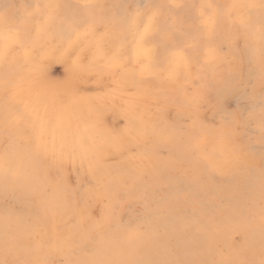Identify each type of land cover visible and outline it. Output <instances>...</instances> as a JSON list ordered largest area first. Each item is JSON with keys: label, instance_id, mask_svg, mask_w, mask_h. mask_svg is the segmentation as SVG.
I'll list each match as a JSON object with an SVG mask.
<instances>
[{"label": "rangeland", "instance_id": "obj_1", "mask_svg": "<svg viewBox=\"0 0 264 264\" xmlns=\"http://www.w3.org/2000/svg\"><path fill=\"white\" fill-rule=\"evenodd\" d=\"M0 170V264H264V0H0Z\"/></svg>", "mask_w": 264, "mask_h": 264}, {"label": "snow or ice", "instance_id": "obj_2", "mask_svg": "<svg viewBox=\"0 0 264 264\" xmlns=\"http://www.w3.org/2000/svg\"><path fill=\"white\" fill-rule=\"evenodd\" d=\"M139 14V13H137ZM148 26L149 25H145V30L141 33L138 34L137 38H136V45H135V50H134V56L138 57L141 52H142V44L144 42L145 39V33L148 30ZM174 59L170 61L171 67L169 68V76H174L175 75V71L177 68H179L181 66L180 64V60L176 59V57H182V53H174L173 54ZM212 58V53L209 52L207 54V56L205 57V61L207 62L208 60H210ZM20 113L22 115H34L36 113V109L33 108L31 110H29L28 106L26 105H22L19 109ZM42 126L43 123H42ZM58 126V125H57ZM200 146V136L199 137H194L193 139V143L191 145L193 150H197ZM53 147H55V129H53Z\"/></svg>", "mask_w": 264, "mask_h": 264}, {"label": "bare ground", "instance_id": "obj_3", "mask_svg": "<svg viewBox=\"0 0 264 264\" xmlns=\"http://www.w3.org/2000/svg\"><path fill=\"white\" fill-rule=\"evenodd\" d=\"M242 1H243V0H242ZM175 3H176V2H175ZM241 4H242V3H241ZM215 5H216V4H215ZM173 6H174V5H173ZM196 7H197V6H196ZM210 13H211V12H210ZM252 17H253V16H252ZM231 19H232V18H231ZM214 25H215V24H214ZM256 29H257V28H256ZM215 30H216V29H215ZM163 31H164V30H163ZM156 34H157V33H156ZM147 47H148V46H147ZM214 47H215V46H214ZM164 49H165V47H164ZM222 63H223V62H222ZM177 69H178V68H177ZM214 70H215V69H214ZM201 72H202V71H201ZM173 79H174V78H173ZM170 86H171V85H170ZM173 89H174V87H173ZM198 91H199V90H198ZM203 95H204V94H203ZM67 125H68V124H67ZM69 126H70V125H69ZM68 128H69V127H68ZM68 128H67V129H68ZM88 128H89V127H88ZM67 129H65V130H67ZM87 130H88V129H87ZM89 130H90V129H89ZM92 130H93V129H92ZM76 131H77V130H76ZM78 131H79V130H78ZM93 133H94V132H93ZM99 135H100V134H99ZM85 137H86V135H85ZM207 148H208V147H207ZM84 149H85V148H84ZM91 150H92V149H91ZM22 151H23V150H22ZM27 151H28V150H27ZM30 152H31V151H30ZM95 152H96V151H95ZM5 153H6V152H5ZM23 153H24V151H23ZM32 153H33V152H32ZM78 153H79V152H78ZM83 153H84V152H83ZM34 154H35V153H34ZM12 155H13V154H12ZM26 155H27V154H26ZM80 155H81V154H80ZM83 155H84V154H83ZM83 155H82V156H83ZM9 156H10V155H9ZM15 156H16V155H15ZM29 156H31L30 153H29ZM12 157H14V156H11V158H12ZM5 158H6V157H5ZM5 158H4V162H6V161H5ZM7 158H8V157H7ZM18 158H19V157H18ZM18 158H17V159H18ZM29 158H30V157H29ZM29 158H28V159H29ZM20 159H21V157H20ZM26 159H27V158H26ZM8 160H9V159H8ZM18 160H19V159H18ZM24 160H25V159H23V161H24ZM30 160H31V159H29V161H30ZM33 160H34V159H33ZM33 160H32V161H33ZM86 160H87V159H86ZM88 160H89V159H88ZM14 161H15V160H14ZM16 161H17V160H16ZM20 162H21V161H20ZM25 162H28V160L24 161V163H25ZM99 162H100V161H99ZM8 163H9V162H8ZM16 163H17V162H16ZM30 163H31V162H30ZM32 163H34V161H33ZM6 164H7V163H6ZM11 164H12V163H11ZM17 164H18V163H17ZM125 164H126V163H125ZM9 165H10V164H9ZM20 165H21V164H20ZM25 165H27V163H26ZM25 165H24V166H25ZM28 165H29V164H28ZM28 165H27V166H28ZM13 166H14V165H12V167H13ZM15 166H16V164H15ZM18 166H19V165H18ZM5 167H6V166H5ZM16 168H17V167H16ZM100 168H101V166H100ZM224 168H225V167H224ZM10 170H11V169H10ZM14 171H16V170H14ZM18 171H19V169H18ZM0 172H1V170H0ZM16 172H17V171H16ZM1 173H2V172H1ZM17 173H18V172H17ZM185 173H186V172H185ZM11 175L13 176V174H11ZM2 176H3V175H2ZM12 176H11V177H12ZM3 177H4V176H3ZM5 177H6V176H5ZM13 177H14V176H13ZM13 177H12V178H13ZM9 178H10V177H9ZM0 179H1V177H0ZM5 180H6V179H5ZM15 180H16V178H15ZM15 180H13V181H15ZM16 181H17V180H16ZM23 181H24V180H23ZM26 181H27V180H26ZM26 181H25V182H26ZM18 182H19V181H18ZM5 183H6V181H5ZM8 183H9V182H8ZM13 183H14V182H13ZM13 183H11V184H13ZM23 183H24V182H23ZM23 183H22V184H23ZM40 183H41V182H40ZM11 184H10V185H11ZM14 184H16V183H14ZM34 185H35V184H34ZM26 186H27V184H26ZM35 187H36V186H35ZM39 187H40V186H39ZM40 188H41V187H40ZM59 190H60V189H59ZM55 191H56V190H55ZM55 191H54V192H55ZM57 191H58V190H57ZM50 198H51V197H50ZM57 198H58V197H57ZM52 199H54V198H52ZM46 200H47V199H46ZM58 200H59V199H58ZM61 201H62V200H61ZM57 203H58V201H57ZM55 205H56V204H55ZM62 206H63V205H62ZM41 207H42V206H41ZM44 207H45V206H44ZM48 208H49V207H48ZM55 211H56V210H55ZM61 211H62V210H61ZM60 213H61V212H60ZM62 213H63V212H62ZM5 217H7V216H5ZM8 217H10V216L8 215ZM2 219H3V218H2ZM14 219H15V217H14ZM3 220H4V219H3ZM18 220H20V219L18 218ZM0 221H1V220H0ZM11 221H13V220H11ZM21 221H22V220H21ZM21 221H20V222H21ZM16 222H17V220H16ZM18 222H19V221H18ZM3 223H4V222H3ZM3 223H2V224H3ZM9 223H10V222H9ZM0 224H1V222H0ZM22 224H23V223H22ZM25 225H26V224H25ZM11 226H12V225H11ZM21 226H22V225H21ZM28 226H29V224H28ZM28 226H27V228H28ZM16 227H17V226H16ZM32 227H34V226H32ZM36 227H37V226H36ZM37 228H38V227H37ZM7 229H8V228H7ZM11 229H12V227H11ZM15 229H17V228H15ZM28 229H30V228H28ZM28 229H26V230H28ZM20 230H24V226H23V229H19V231H20ZM31 230H32V229H31ZM36 230H37V229H36ZM14 231L16 232L17 230H14ZM29 231H30V230H29ZM29 231H27V232L29 233ZM37 231H38V230H37ZM24 232H25V230H24ZM27 232H26V233H27ZM13 233H14V232H13ZM38 233H39V232H38ZM30 234H31V233H30ZM12 235H13V234H12ZM32 235H34V234H32ZM64 235H65V234H64ZM121 235H123V234H121ZM126 235H128V234H125V236H126ZM22 236H23V235H21V237H22ZM36 236H37V235H36ZM39 236H41V235H39ZM115 236H116V235H115ZM11 237H12V236H11ZM24 237H25V235H24ZM24 237H23V238H24ZM42 237H44V236H42ZM67 237H69V236H67ZM67 237H66V238H67ZM123 237H124V235H123ZM130 237H131V236H130ZM23 238H22V240H23ZM28 238H30V237H28ZM31 238H32V236H31ZM36 238H37V237H36ZM44 238H45V237H44ZM59 238H60V237H59ZM101 238H102V237H101ZM32 239H35V237L32 238ZM38 239H40V238H38ZM45 239H46V238H45ZM54 239H55V238H54ZM67 239H68V238H67ZM43 240H44V239H43ZM62 240H63V239H61V241H62ZM64 240H65V239H64ZM97 240H98V239H97ZM122 240H123V238H122ZM27 241H28V240H27ZM33 241H35V240H33ZM36 241H37V240H36ZM55 241H56V240H55ZM23 242H24V241H23ZM28 242H31V241H28ZM47 242H48V241H47ZM56 242H57V241H56ZM62 242H63V241H62ZM109 242H110V241H109ZM119 242H120V241H119ZM35 243H36V242H35ZM37 243H38V242H37ZM37 243H36V244H37ZM69 243H70V242H69ZM69 243H68V244H69ZM106 243H107V242H106ZM123 243H125V242H123ZM96 244H97V241H96ZM112 244H113V243H111V246H112ZM12 245H13V244H12ZM23 245H24V244H23ZM38 245H39V243H38ZM56 245H57V244H56ZM60 245H61V243H60ZM65 245H66V244H65ZM65 245H64V246H65ZM133 245H134V244H133ZM24 246H25V245H24ZM33 246H34V245H33ZM39 246H40V245H39ZM114 246H115V245H114ZM127 246H128V245H127ZM55 247H56V246H55ZM60 247H61V246H59V248H60ZM68 247H69V246H68ZM117 247H118V246H117ZM117 247H116V248H117ZM128 247H129V246H128ZM16 248H17V247H16ZM37 248H41V247H37ZM53 248H54V247H53ZM131 248H132V247H131ZM26 249H27V251H28V248H26ZM29 249H30V247H29ZM104 249H105V248H104ZM104 249H103V251H104ZM40 250H41V249H40ZM112 250H113V249H112ZM114 250H117V249H115V247H114ZM118 250H119V249H118ZM120 250H122L121 247H120ZM120 250H119V251H120ZM125 250H126V249H125ZM20 251H21V250L19 249L18 252H20ZM25 251H26V250H25ZM35 251H36V250H35ZM48 251H49V250H48ZM66 251H68V250L66 249ZM105 251H106V250H105ZM105 251H104V252H105ZM40 252H41V251H40ZM44 252H46V251H44ZM68 252H69V251H68ZM96 252H97V251H95V253H96ZM108 252H109V251H108ZM111 252H112V251H111ZM114 252H115V251H113V253H114ZM21 253H22V251H21ZM21 253H20V254H21ZM35 253H36V252H35ZM37 253H38V251H37ZM42 253H43V252H42ZM46 253H48V252H46ZM105 253H106V252H105ZM113 253H112L111 255H113ZM123 253H124V251H123ZM16 254H17V252H16ZM40 254H41V253H40ZM118 254H119V252H118ZM121 254H122V253H121ZM130 254H131V253H130ZM130 254H129V255H130ZM133 254H134V253H133ZM26 255H28V253H27ZM30 255L32 256V253H31ZM66 255H67V254H66ZM109 255H110V254H109ZM119 255H120V254H119ZM123 255H124V254H122V256H123ZM19 256H20V255H19ZM21 256H22V255H21ZM38 256H39V254H38ZM38 256H37V257H38ZM41 256H42V255H41ZM43 256H44V255H43ZM114 256H115V255H114ZM131 256H132V255H131ZM32 257H33V256H32ZM107 257H108V256H107ZM22 258H23V257H22ZM22 258H20V259H22ZM26 258H27V257H26ZM87 258L89 259V257H87ZM108 258H110V257H108ZM108 258H107V259H108ZM113 258H115V257H113ZM121 258H122V257H121ZM121 258H120V260H121ZM28 259H29V258H28ZM32 259H34V258H31V260H32ZM40 259H42V258H40ZM107 259H106V261H107ZM116 259H117V258H116ZM116 259H115V260H116ZM29 260H30V259H29ZM78 260H80V259H78ZM84 260H86V258H85ZM26 261H27V259H26ZM35 261H40V260H35ZM72 261H73V260H72ZM75 261H76V260H75ZM101 261H102V260H101ZM27 262H28V261H27ZM32 262H33V260H32ZM81 262H82V261H81ZM87 262H88V261H87ZM70 263H71V262H70ZM98 263H99V262H98ZM101 263H103V262H101ZM110 263H111V262H110ZM43 264H44V263H43ZM71 264H72V263H71ZM79 264H80V262H79ZM83 264H85V263H83ZM89 264H90V262H89ZM91 264H93V263H91ZM95 264H96V263H95ZM104 264H105V263H104ZM108 264H109V263H108ZM112 264H113V263H112Z\"/></svg>", "mask_w": 264, "mask_h": 264}]
</instances>
